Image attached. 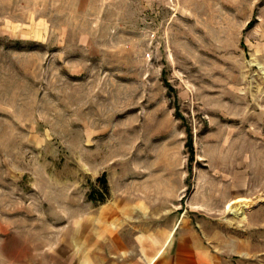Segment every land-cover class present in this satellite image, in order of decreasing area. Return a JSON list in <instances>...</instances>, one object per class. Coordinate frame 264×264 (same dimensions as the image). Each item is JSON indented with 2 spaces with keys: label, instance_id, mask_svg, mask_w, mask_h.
<instances>
[{
  "label": "rangeland",
  "instance_id": "rangeland-1",
  "mask_svg": "<svg viewBox=\"0 0 264 264\" xmlns=\"http://www.w3.org/2000/svg\"><path fill=\"white\" fill-rule=\"evenodd\" d=\"M186 225L264 264V0H0V264Z\"/></svg>",
  "mask_w": 264,
  "mask_h": 264
},
{
  "label": "crops",
  "instance_id": "crops-1",
  "mask_svg": "<svg viewBox=\"0 0 264 264\" xmlns=\"http://www.w3.org/2000/svg\"><path fill=\"white\" fill-rule=\"evenodd\" d=\"M177 227L174 228L173 232H177ZM179 231L181 232L178 238L175 241V244L172 249H174V254L171 257L167 256V248L170 245L169 236L167 238V232H163L159 234L158 239H150L148 238V242L146 238L136 239V244L138 247H141V255H145L143 257H136L134 260H129V251L124 253L123 248L125 246V242L121 240V245H119L120 253L123 258L122 261H127L129 264H149L155 256L157 258L153 261L155 262L158 259L164 258V264H216V259L210 254V252L206 249L204 244L201 241V238L198 236L196 231L192 230V227L189 225L180 227ZM113 235L114 232H111ZM147 242V245L144 244ZM166 254V256H164ZM133 258V257H132Z\"/></svg>",
  "mask_w": 264,
  "mask_h": 264
},
{
  "label": "bare ground",
  "instance_id": "bare-ground-1",
  "mask_svg": "<svg viewBox=\"0 0 264 264\" xmlns=\"http://www.w3.org/2000/svg\"><path fill=\"white\" fill-rule=\"evenodd\" d=\"M233 211H234V214L240 215L242 212V206H238L237 208H234Z\"/></svg>",
  "mask_w": 264,
  "mask_h": 264
}]
</instances>
